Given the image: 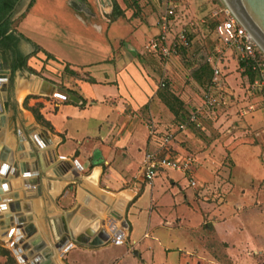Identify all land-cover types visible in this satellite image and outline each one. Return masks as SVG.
<instances>
[{
    "label": "crops",
    "instance_id": "1",
    "mask_svg": "<svg viewBox=\"0 0 264 264\" xmlns=\"http://www.w3.org/2000/svg\"><path fill=\"white\" fill-rule=\"evenodd\" d=\"M105 3L20 0L9 21L25 15L0 36V245L18 264H41L47 255L53 264H145L142 254L148 246L142 241L148 233L139 235L138 228L146 219V230L154 228L159 244L155 231L160 226L168 231L184 227L194 243L190 249L161 247L166 260L160 264H254L236 249L251 241L243 222L228 221L237 213L221 217L213 208L205 214L225 244L222 250L208 242L201 205L189 194L183 193L182 203L168 202L173 214L161 220L158 205L166 203L155 200V185L144 179L140 166L146 151L163 148L148 124L161 130L171 113L141 50L148 32L123 16L111 21ZM45 61L83 77L73 79L75 93L36 78L31 69L38 71ZM35 79L42 96L28 105L42 103L39 111L52 130L38 124L23 105L21 92ZM172 145L170 140L168 146L180 151ZM99 230L111 240L90 245ZM70 232L88 240H73L65 249L67 239L55 247ZM32 241L38 251L24 247ZM256 248L254 255L245 254L264 264V249ZM171 250L178 253L173 261Z\"/></svg>",
    "mask_w": 264,
    "mask_h": 264
},
{
    "label": "rangeland",
    "instance_id": "2",
    "mask_svg": "<svg viewBox=\"0 0 264 264\" xmlns=\"http://www.w3.org/2000/svg\"><path fill=\"white\" fill-rule=\"evenodd\" d=\"M106 1L111 9L115 2L122 10V15L117 18L123 16L136 27L148 32L141 50L150 65H153L151 68L155 74L157 93L170 100L177 112L175 114L168 109L171 115L162 121L161 130L153 124H148L149 130H153L154 133L157 130L156 135L162 144L164 136L171 134L169 142L173 140L172 146L180 151L168 146L170 156L180 153L190 155L193 159L191 173L164 169L163 173L156 174L151 180L155 185L152 190L155 200L158 204L160 201L166 203L158 205V211L163 216L161 220H164V216L173 214L168 202L182 203L183 193L189 194V199L201 205L204 222L207 224L204 229L208 242L214 243L217 249L222 250L225 244L218 241L205 214L211 212L213 208V213L221 217L237 213L239 216L235 214L228 221L243 222L244 236L247 238L249 235L251 241L247 238V242L236 249H239L243 257L253 260L254 264H261L245 252L248 250L254 255L257 246L264 249V88L253 90L249 86V79L243 73V67L239 65L237 53L225 46L214 33L218 17L222 16L225 9H229L225 1L180 0L176 4L172 31L185 25L193 41L187 50L169 60H161L144 50L147 41L159 31V22L165 12L167 0H103L104 5ZM108 18L110 19V15ZM17 21L18 17H14L10 21L11 26H15ZM207 56L211 58V62L206 61ZM203 64H209L211 72L207 67L198 79L195 73ZM214 65L219 69L220 86L213 85L210 89L220 103L212 109H207L203 104V95L212 80ZM31 71L34 75L50 80L74 93L76 91L73 79L83 78L76 73L75 77L68 67L58 63L48 66L47 61L39 65L38 71L33 69ZM38 88L41 91L40 86ZM37 92L24 90L21 92V95L29 96L27 105L30 99L36 100L42 96ZM173 97L181 103L176 102ZM38 103L42 104L35 101L28 106L36 107ZM197 108H200L202 113L198 116L201 126L186 123L183 129L178 128L179 123L186 122L181 121L182 114L184 113L186 117L190 111ZM147 152L152 151L145 153ZM140 167L142 168V163ZM190 179L194 180L195 185H190ZM173 181L178 185H171ZM148 192L144 194L145 202L150 197ZM142 224L141 229L138 228L139 235L144 231L148 233L142 241V245L148 246L142 254L145 264H149L150 261L153 264L165 262V251L161 247L184 246L190 249L194 245L187 240L188 233L184 227H171L170 231L164 226L158 227L155 232L161 236L159 244L153 239L154 228L146 230V219ZM4 250H8L9 253L5 254ZM177 254L171 250L168 259L173 261ZM0 264H18L10 250L1 245Z\"/></svg>",
    "mask_w": 264,
    "mask_h": 264
},
{
    "label": "built area",
    "instance_id": "3",
    "mask_svg": "<svg viewBox=\"0 0 264 264\" xmlns=\"http://www.w3.org/2000/svg\"><path fill=\"white\" fill-rule=\"evenodd\" d=\"M180 0H167L165 12L159 22L158 33L150 38L144 45V50L161 60H169L178 57L183 50H187L192 44L187 27L181 26L178 30L172 31V21L176 16V4ZM227 5V4H226ZM225 9L222 16L214 25V33L220 41L227 47L232 48L237 53L239 62H247L251 70L255 73L253 80H249V86L255 89L264 88V51L256 43L250 33L246 30L234 12ZM206 61L211 62L207 56ZM213 77L209 87L203 95L205 108L212 109L217 106L220 100L211 92L213 85L220 86L218 82V66H212ZM244 70V67H243ZM200 108L188 113L186 122L178 124V128L183 129L186 123H192L197 127L201 126L199 121ZM202 114V113H201ZM171 134H166L163 138V149L160 152H147L142 161V175L145 180L151 181L160 169H174L189 174L192 172L193 159L190 155L170 156L168 150ZM190 185H195L193 179L189 180Z\"/></svg>",
    "mask_w": 264,
    "mask_h": 264
},
{
    "label": "water",
    "instance_id": "4",
    "mask_svg": "<svg viewBox=\"0 0 264 264\" xmlns=\"http://www.w3.org/2000/svg\"><path fill=\"white\" fill-rule=\"evenodd\" d=\"M224 1L230 7V9L234 12V14L237 16V18L246 28V30L250 33V35L256 41V43L264 51V0H224ZM0 71L2 70L0 69ZM58 89L62 90L66 94H69L65 89L61 87H58ZM10 209L14 210L12 204H10ZM20 222H22L21 218L19 219V223ZM28 229L29 227L26 226L27 232H28ZM68 236L69 238H66V237L61 238L59 242L55 244V247L61 248L65 243H67V239H69L70 242L67 244L65 249H67L71 245L73 240H76V241L80 239H85L86 241L88 240L87 236L85 238L84 237L80 238V236L75 238L72 232H70ZM110 240H111V236L108 232L104 230H99L97 234L92 238L89 244L94 245V246H99ZM24 247L25 248L31 247L32 252L38 251L40 249V246H38L35 241H32L31 243L29 242L25 243ZM44 255L46 254L44 253ZM48 257L49 256L47 255L45 257L46 259L43 260L41 264H53L52 261ZM38 259H43V258L40 255ZM35 263L39 264L38 260H36Z\"/></svg>",
    "mask_w": 264,
    "mask_h": 264
},
{
    "label": "trees",
    "instance_id": "5",
    "mask_svg": "<svg viewBox=\"0 0 264 264\" xmlns=\"http://www.w3.org/2000/svg\"><path fill=\"white\" fill-rule=\"evenodd\" d=\"M14 1L15 0H0V36L3 35L6 32V30L9 28V26L11 25L9 19H5L2 22H1V20L4 18L5 14L10 10V8L12 7ZM30 5H31V3H30ZM24 15H25V13H23L22 15H20L19 18H18V21ZM109 15H110V20H114L118 16L122 15V10L119 8V6L115 2L112 4V9H111V12H110ZM239 65L241 67H244L243 73L248 77V79L249 80H253V78L255 77V73L251 70L249 64L247 62H239ZM207 67L210 68L209 64H203L202 66H200L198 72L195 73V77L198 78V79H200L201 74L207 70ZM210 72H211V68H210ZM72 73H74V72H72ZM74 75L76 77V74L75 73H74ZM208 79H210V76L208 77ZM89 81L94 82V80L91 79V78H89ZM158 96L160 97V99L163 100L164 104L168 107V109L170 111H172L173 113L177 114V112L174 110L173 104H172V102H170V100L166 99L159 92H158ZM28 97L29 96H26L25 99H24V101H23L24 107L27 108L28 110H30L32 112L35 120L39 124H41L42 126L47 127L50 130H52V127H51L50 123L43 118L42 114L39 111V109H40V107H41L42 104H39L38 103L36 107L28 106L27 105V98ZM172 99L176 100V102H178V103H181L175 97H173ZM183 114L180 117L181 118V121H186L187 115H186V117H184ZM4 253L5 254H8L9 251L8 250H4Z\"/></svg>",
    "mask_w": 264,
    "mask_h": 264
},
{
    "label": "bare ground",
    "instance_id": "6",
    "mask_svg": "<svg viewBox=\"0 0 264 264\" xmlns=\"http://www.w3.org/2000/svg\"><path fill=\"white\" fill-rule=\"evenodd\" d=\"M39 79V78H38ZM38 81V80H37ZM36 81V79L35 80H33L32 82H31V84L30 85H28L26 88H24V91H39V84H38V82ZM46 84V83H45Z\"/></svg>",
    "mask_w": 264,
    "mask_h": 264
},
{
    "label": "flooded vegetation",
    "instance_id": "7",
    "mask_svg": "<svg viewBox=\"0 0 264 264\" xmlns=\"http://www.w3.org/2000/svg\"><path fill=\"white\" fill-rule=\"evenodd\" d=\"M20 0H15L12 7L10 8V10L5 14L4 18L1 20L4 21L5 19H10V16L12 15L13 11L15 10L17 4L19 3ZM15 57V56H14Z\"/></svg>",
    "mask_w": 264,
    "mask_h": 264
}]
</instances>
